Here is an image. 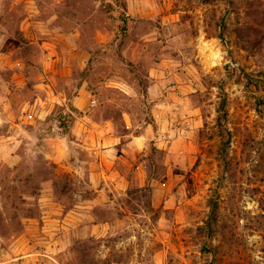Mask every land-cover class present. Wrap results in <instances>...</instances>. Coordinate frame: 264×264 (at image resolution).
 <instances>
[{"label": "rangeland", "instance_id": "rangeland-1", "mask_svg": "<svg viewBox=\"0 0 264 264\" xmlns=\"http://www.w3.org/2000/svg\"><path fill=\"white\" fill-rule=\"evenodd\" d=\"M263 80L264 0H0V264H264Z\"/></svg>", "mask_w": 264, "mask_h": 264}, {"label": "trees", "instance_id": "trees-1", "mask_svg": "<svg viewBox=\"0 0 264 264\" xmlns=\"http://www.w3.org/2000/svg\"><path fill=\"white\" fill-rule=\"evenodd\" d=\"M126 22V21H125ZM263 82V84H264V80L262 81ZM68 120H66L64 117H61V120H60V126H61V128H63L64 129V131L66 132V133H68L69 131H68ZM210 205H211V207H212V212H211V215H213L212 217V219L211 220H209V223H207V228L208 229H210V230H212V228H213V225L215 224V223H217V214H218V208H217V206H218V204H217V202H216V200H214V199H212L211 201H210Z\"/></svg>", "mask_w": 264, "mask_h": 264}, {"label": "crops", "instance_id": "crops-1", "mask_svg": "<svg viewBox=\"0 0 264 264\" xmlns=\"http://www.w3.org/2000/svg\"><path fill=\"white\" fill-rule=\"evenodd\" d=\"M145 134L146 135H150V129L147 128L146 131H145ZM128 136H131V135H128ZM145 137L144 134H141L139 136H133L131 137L132 139L129 140V146H135L138 142H141V139ZM108 151V154H109V163L107 164H112L114 165L115 163V154H113L110 150H107ZM117 156V155H116ZM105 172V171H104ZM107 191V188L106 187H102V186H99V188H97V192H99L100 194H103Z\"/></svg>", "mask_w": 264, "mask_h": 264}]
</instances>
